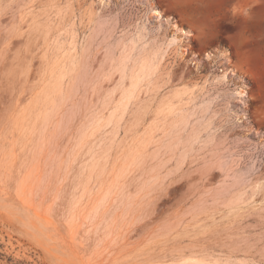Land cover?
Returning <instances> with one entry per match:
<instances>
[{"label":"rangeland","instance_id":"obj_1","mask_svg":"<svg viewBox=\"0 0 264 264\" xmlns=\"http://www.w3.org/2000/svg\"><path fill=\"white\" fill-rule=\"evenodd\" d=\"M143 263L264 264V0H0V264Z\"/></svg>","mask_w":264,"mask_h":264},{"label":"bare ground","instance_id":"obj_2","mask_svg":"<svg viewBox=\"0 0 264 264\" xmlns=\"http://www.w3.org/2000/svg\"><path fill=\"white\" fill-rule=\"evenodd\" d=\"M100 5H101V3H100ZM95 18V17H94ZM140 64H142V66H146L147 65V62L146 61H143V63L141 62ZM73 68V67H72ZM72 68H71V71H73L72 70ZM141 70H142V68H141ZM76 71V69H74V71L73 72H75ZM81 75H80V71H78V72H76L75 73V75H74V79L75 80H78L79 81V77H80ZM73 78H72V80H74ZM82 80V79H81ZM79 83V82H78ZM59 84V83H58ZM70 84V83H69ZM55 85V84H54ZM71 85H73L74 87L76 86V85H74V83L72 82L71 83ZM60 86V85H59ZM59 86L57 85V89L59 88ZM55 87H56V85H55ZM54 86H53V88H55ZM135 86H133V85H131V90H133V88H134ZM156 87V86H155ZM60 88H61V86H60ZM157 88V87H156ZM66 90V89H65ZM70 90V92H71V89H69ZM73 90V89H72ZM74 90H76V89H74ZM182 90V89H181ZM68 91V90H67ZM186 90H184L183 92H182V94L185 92ZM62 94H63V91H60ZM64 92H66V91H64ZM69 92V91H68ZM69 92V93H70ZM175 92V91H174ZM56 93V92H55ZM55 93H52V94H55ZM61 93H56L55 94V96H54V98L52 99L53 101V105H63L62 103L65 101V96H62V94ZM127 93V92H126ZM126 93H123L121 96H120V98H124L125 100H126V102H128L129 101V99H130V97L132 96V93H133V91L131 92V93H129L128 95L126 94ZM51 94V95H52ZM181 94V93H180ZM180 94H178L177 92H175L174 93V96H172V97H180ZM65 95V94H64ZM70 95V94H69ZM67 93H66V96H69ZM72 95V94H71ZM51 97V96H50ZM178 97L177 98H175V99H178ZM66 99H67V97H66ZM168 100H169V98H168ZM173 100V99H172ZM171 100V101H172ZM167 101V100H166ZM160 102H162V103H160V104H157V106H158V108H159V110H157V113H158V111H160V109H161V107L160 106H162V105H167V104H165V103H163V101H160ZM65 103V102H64ZM159 103V102H158ZM166 103H168V102H166ZM127 104V103H126ZM142 104V103H141ZM140 104V105H141ZM168 107H171V106H169V103H168V105H167ZM142 109H143V107H141ZM141 108H139V109H141ZM166 109V108H165ZM171 109H173V108H171ZM168 111V110H167ZM162 112V111H161ZM169 113L171 112L170 111V109H169V111H168ZM160 113V112H159ZM167 113V112H166ZM147 261H154L153 259H147ZM145 262V261H144ZM144 264V263H143Z\"/></svg>","mask_w":264,"mask_h":264}]
</instances>
